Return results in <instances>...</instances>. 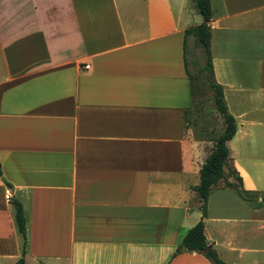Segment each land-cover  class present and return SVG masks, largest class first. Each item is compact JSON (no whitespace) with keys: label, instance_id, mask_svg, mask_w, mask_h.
Returning a JSON list of instances; mask_svg holds the SVG:
<instances>
[{"label":"crops","instance_id":"1","mask_svg":"<svg viewBox=\"0 0 264 264\" xmlns=\"http://www.w3.org/2000/svg\"><path fill=\"white\" fill-rule=\"evenodd\" d=\"M189 2L0 0V264L21 256L15 202L24 264H212L173 256L200 219L223 262L264 264V0H209L244 197L215 187L204 216L193 188L209 151L185 118L184 31L202 22Z\"/></svg>","mask_w":264,"mask_h":264},{"label":"trees","instance_id":"2","mask_svg":"<svg viewBox=\"0 0 264 264\" xmlns=\"http://www.w3.org/2000/svg\"><path fill=\"white\" fill-rule=\"evenodd\" d=\"M189 1L194 4L198 14L202 18V23L186 29L184 31V36L185 38L189 35L193 36L196 44L202 50L205 63L200 73L206 74L205 84L212 92L215 108L219 113L223 124L221 134L216 140L212 142L211 150L209 151L204 164L200 168L199 184L193 188L199 198V201L201 202L200 208L204 216L206 201L211 190L216 187L220 180L224 179V167L228 166L229 161L226 142L233 137L236 127L234 118L228 113L226 105L224 103L222 87L215 83L213 77L209 53L210 29L208 23L211 18V8L209 0ZM186 72L190 84V95L192 100L194 101V98L198 93V89L196 88V84L193 83L194 77L188 70ZM233 176L238 181L239 186L233 185L231 183H225L224 186L234 189L240 197H244V192L241 190L239 177L235 173H233ZM14 207L15 224L18 233L22 237L21 256L14 264H24V255L27 241L25 220L23 217L21 205L18 202H15ZM183 252H195L202 254L205 258L211 261L212 264H227L223 262L218 257L217 253L207 245L204 236V223L202 219H200L191 229L187 231L179 245L176 247L173 256H176Z\"/></svg>","mask_w":264,"mask_h":264},{"label":"rangeland","instance_id":"3","mask_svg":"<svg viewBox=\"0 0 264 264\" xmlns=\"http://www.w3.org/2000/svg\"><path fill=\"white\" fill-rule=\"evenodd\" d=\"M189 6L192 8V3L189 2ZM193 23L201 24L202 22L200 19H194ZM191 45L192 39L187 36V51L190 64L189 72L194 77L193 83L196 84L198 93L194 98L193 108L186 114L185 118L187 127L192 129L194 137L204 141L208 146L207 151H210L212 142L216 140L222 132L223 124L215 108L212 92L205 84L206 74L200 73L205 63L202 50L195 42L191 53ZM225 183L239 186L238 181L234 178L233 173L229 171V169L227 171L224 170V179L220 180L216 187H222Z\"/></svg>","mask_w":264,"mask_h":264},{"label":"built area","instance_id":"4","mask_svg":"<svg viewBox=\"0 0 264 264\" xmlns=\"http://www.w3.org/2000/svg\"><path fill=\"white\" fill-rule=\"evenodd\" d=\"M10 198H11V191L8 188H6L5 191H4V199L6 201H9Z\"/></svg>","mask_w":264,"mask_h":264}]
</instances>
